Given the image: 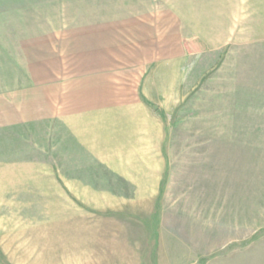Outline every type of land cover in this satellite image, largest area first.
Instances as JSON below:
<instances>
[{"label":"rangeland","instance_id":"obj_1","mask_svg":"<svg viewBox=\"0 0 264 264\" xmlns=\"http://www.w3.org/2000/svg\"><path fill=\"white\" fill-rule=\"evenodd\" d=\"M263 39L264 0H0V91L104 92L66 110L100 113L85 151L60 123L0 143V264H258Z\"/></svg>","mask_w":264,"mask_h":264},{"label":"crops","instance_id":"obj_2","mask_svg":"<svg viewBox=\"0 0 264 264\" xmlns=\"http://www.w3.org/2000/svg\"><path fill=\"white\" fill-rule=\"evenodd\" d=\"M233 25L249 24L236 19ZM262 44L264 46V39L262 40ZM7 54L9 56V53ZM18 74L20 77V73ZM7 75L9 76L10 73H7ZM103 77L105 78V76ZM101 83L104 85L105 81L102 80ZM9 84L7 88L4 87L0 91V143L1 145L3 144L2 146L0 145L1 148L5 147L7 143L11 144V142H15L14 139L18 134L24 135L26 132L37 133L38 127L41 125H47L50 135L54 134L56 133L59 123L61 125L63 124L65 127L68 143L66 149H68L69 152L75 149L77 150L78 148L85 151L90 145L94 146L95 143H93V141H95V135L100 133V125L98 122L100 113H97L98 117L93 114L94 118H97V120L94 119L93 122H91L90 120H86L83 116L84 113L78 116L75 114L74 117L66 112V110L73 109L81 111L90 104L93 105V108L99 109L100 103L104 102L99 96L104 93L102 90L99 92V80L96 81L95 79H86V77H84L76 81H64L58 79V74L55 73L54 76H49L48 81H40L33 77L28 83H12L13 85L11 86H9ZM241 84L246 88H257V90L262 93L264 92V82L246 80L242 81ZM88 87H93L94 92L91 94L87 93L85 89ZM101 88L103 89L104 86ZM83 95L88 96L84 99ZM70 103L74 105H70ZM64 111L65 119L59 122V116H61ZM98 140L97 138L95 142ZM23 152H25L24 149H22L21 153L18 155H29L34 158L41 157L42 155V150L38 147L36 151L34 144H32L31 153L23 154ZM48 154L52 156V149H49ZM70 155L71 154H69V156ZM94 155L97 157L103 156V154L100 153ZM258 254V264L262 262V264H264L263 252L259 251Z\"/></svg>","mask_w":264,"mask_h":264}]
</instances>
